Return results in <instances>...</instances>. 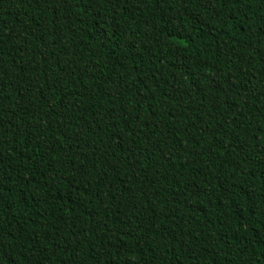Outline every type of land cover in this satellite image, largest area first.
Listing matches in <instances>:
<instances>
[{"label": "trees", "instance_id": "obj_1", "mask_svg": "<svg viewBox=\"0 0 264 264\" xmlns=\"http://www.w3.org/2000/svg\"><path fill=\"white\" fill-rule=\"evenodd\" d=\"M0 264H264V0H0Z\"/></svg>", "mask_w": 264, "mask_h": 264}]
</instances>
